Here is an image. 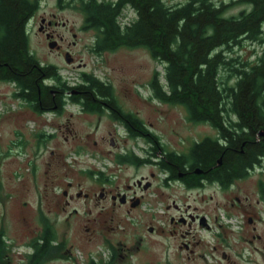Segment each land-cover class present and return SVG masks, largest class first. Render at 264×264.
Returning a JSON list of instances; mask_svg holds the SVG:
<instances>
[{"label":"flooded vegetation","instance_id":"af4514ba","mask_svg":"<svg viewBox=\"0 0 264 264\" xmlns=\"http://www.w3.org/2000/svg\"><path fill=\"white\" fill-rule=\"evenodd\" d=\"M85 1L55 0L53 8L46 10L37 0L28 3L30 8L22 20L25 57L32 67L38 64L58 75L41 78L40 87L52 97L50 104H43L40 87L35 98L31 88L7 76L0 64V201L4 216L11 211L12 199L24 219H47V213L63 212L64 222L77 217L76 224L84 227L91 240L106 237L105 230L116 232L123 222L128 226L124 219L140 210V231L134 232L129 244L120 238L109 243L123 257L133 245L136 250L150 245L156 235L174 247L171 264H264V110L247 118L225 105L218 127L209 121L189 120L212 131L194 137L187 146L171 137L164 140L154 131V122L142 115L145 103L131 102L128 88L117 89L99 78V82L85 81L83 55L90 53L104 60L107 53L128 47L101 49L103 28L89 18ZM116 1L97 0L110 7ZM125 8L110 10L120 27L128 23L120 20ZM64 10L75 13L78 22L62 18L59 13ZM4 32L0 25V40ZM84 33L89 34L90 42ZM51 53L55 59L50 58ZM63 68L69 73L78 70L80 81L63 78ZM150 91L151 99H156ZM263 101L264 97L258 103ZM255 121L254 128L249 123ZM205 140L216 143L223 152L238 146L237 163L218 169V156L213 166L198 164L195 150ZM64 143L71 145L67 148ZM7 166L5 180L1 172ZM40 174L41 188L37 183ZM86 182L87 189L83 187ZM35 193L33 206L26 196ZM79 199L90 200L97 207L92 216L90 208L81 213L72 206ZM34 239L29 240L30 246ZM4 257L9 261L7 252Z\"/></svg>","mask_w":264,"mask_h":264},{"label":"trees","instance_id":"16d2710c","mask_svg":"<svg viewBox=\"0 0 264 264\" xmlns=\"http://www.w3.org/2000/svg\"><path fill=\"white\" fill-rule=\"evenodd\" d=\"M232 1L247 8L227 14L228 5L222 0H186L177 5H169L164 0H117L115 7L86 0L84 5L88 7L89 18L103 28L101 49L110 50L119 45L143 47L164 64V83L156 72L149 82L153 97L183 105L189 120L209 121L218 127L225 105L247 118L264 110V101L258 103L263 100L264 48L250 66L242 63V67L231 68L232 61L224 55L241 40L264 41V0ZM32 2L37 0H0V25L5 29L0 40V64L7 76L19 79L35 95L43 76L50 74L56 78L58 75L55 70L40 68L38 64L32 67L25 57L22 20L30 8L28 3ZM126 6L136 17L120 27L110 10L115 12ZM221 67L233 69L232 84L221 80ZM84 75L85 81L99 82L96 76ZM41 90L43 104H50L51 95L47 89ZM257 123L249 124L255 128ZM230 151L223 152L222 147L205 140L195 150L196 162L213 166L220 156L218 169L235 165L239 147ZM43 224L41 234L31 243L32 253L27 254L26 264H44L49 259L68 257L65 244L56 242L52 225L46 219ZM3 251L5 245L0 233V264L5 259ZM112 259L113 255L106 262L90 260V264H113Z\"/></svg>","mask_w":264,"mask_h":264},{"label":"rangeland","instance_id":"374dc122","mask_svg":"<svg viewBox=\"0 0 264 264\" xmlns=\"http://www.w3.org/2000/svg\"><path fill=\"white\" fill-rule=\"evenodd\" d=\"M41 9H52L55 0H39ZM169 5H177L185 2L186 0H164ZM227 4V14H236L239 10L247 8V5L235 3L232 0H222ZM62 18L67 17L69 20L78 22V17L75 13L64 10L59 13ZM136 14L131 8H125L121 15L122 24L134 20ZM264 28V25H263ZM63 32V29H60ZM86 39L90 42L91 37L88 33H84ZM264 48V41H248L241 40V42L233 46L230 51L224 53L226 57L233 64L231 68L242 67V63L250 66L256 62V59L261 54ZM51 59H55V54L51 53ZM84 61L87 62V74L96 76L97 78L113 83L118 89L124 86L130 90L131 102L141 100L145 103L142 105V115L146 120L154 122V131L165 137L173 138L178 145L187 146L188 143L196 136L202 135L205 132L212 131V129L205 124H193L187 118L186 109L181 105H169L159 102L156 99H151V91L149 82L154 73H158L160 82L164 83V64L157 61L145 48H128L120 47L115 51L109 52L102 60L98 55L86 53L83 55ZM232 59V60H231ZM230 67V66H229ZM229 67H221L220 77L224 81L226 79L229 84L234 82V76L230 73L234 72ZM74 71V70H73ZM69 69H60V74L69 82H79L81 76L79 71L69 73ZM264 97V96H263ZM157 111V113H156ZM35 120L34 127L37 126ZM52 141L51 145L55 146ZM70 143H64L63 146L69 148ZM9 166L4 168L1 172L3 179L7 180L6 176L9 171ZM42 167L39 165L38 171L42 172ZM1 177V176H0ZM42 174L38 175V187H42ZM88 183L83 184L85 189L88 188ZM8 185V181H7ZM9 188L10 184L8 185ZM28 194L30 205L37 203V197ZM11 200V199H10ZM16 200H11V211L4 216L2 213L0 201V228L5 232L4 245L5 251L9 256V262L3 260V264H26V257H22L21 252L30 251L29 240L41 234L43 229V222L46 218L28 217L22 218L18 212V203ZM10 202V203H11ZM9 203V202H8ZM72 206L77 207L79 212H83L88 208L91 209V216L94 214L97 207L93 205L90 200L79 199L72 203ZM45 207V206H44ZM17 209V210H16ZM26 209V207H25ZM70 209V208H69ZM140 210H135L130 218H125L120 226H125L122 229L120 226L116 227V232L105 230L106 237H97L91 240L87 239L86 231L83 226L77 225V217L73 216L70 222H64V213H47L48 222L52 225L56 235V242L61 241L65 244L68 253L67 258H53L47 260L44 264H90V260L95 262H106L113 255V264H171L175 258L174 247L164 237L152 236L154 242L150 245L144 246L140 249H135L134 245L130 248L125 257H123L117 249L112 250L109 243L120 238L127 244L132 240V235L135 231H140L139 225ZM80 213V214H81ZM84 222V221H83ZM114 231V230H113ZM114 252V253H113ZM1 255V254H0ZM22 258V259H21Z\"/></svg>","mask_w":264,"mask_h":264},{"label":"crops","instance_id":"0c3cea01","mask_svg":"<svg viewBox=\"0 0 264 264\" xmlns=\"http://www.w3.org/2000/svg\"><path fill=\"white\" fill-rule=\"evenodd\" d=\"M0 231H2L1 228H0ZM2 232H3V231H2ZM3 234L5 235V232H3Z\"/></svg>","mask_w":264,"mask_h":264}]
</instances>
